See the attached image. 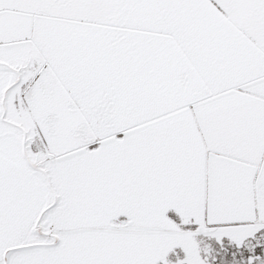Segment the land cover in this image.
Segmentation results:
<instances>
[{"label":"snow or ice","instance_id":"1","mask_svg":"<svg viewBox=\"0 0 264 264\" xmlns=\"http://www.w3.org/2000/svg\"><path fill=\"white\" fill-rule=\"evenodd\" d=\"M0 264H264V0H0Z\"/></svg>","mask_w":264,"mask_h":264}]
</instances>
